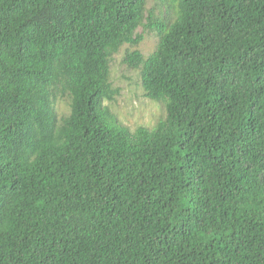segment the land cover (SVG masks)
Returning a JSON list of instances; mask_svg holds the SVG:
<instances>
[{"label":"trees","instance_id":"trees-1","mask_svg":"<svg viewBox=\"0 0 264 264\" xmlns=\"http://www.w3.org/2000/svg\"><path fill=\"white\" fill-rule=\"evenodd\" d=\"M145 1L0 0V264H264V0H162L131 131L103 102Z\"/></svg>","mask_w":264,"mask_h":264},{"label":"rangeland","instance_id":"rangeland-1","mask_svg":"<svg viewBox=\"0 0 264 264\" xmlns=\"http://www.w3.org/2000/svg\"><path fill=\"white\" fill-rule=\"evenodd\" d=\"M172 14L173 11L164 1L146 0L142 24L135 30L141 37L140 41L136 45L123 43L110 58L109 80L118 91L112 100H104L103 103L117 121L131 131L138 127L153 128L165 117L166 111L163 102L145 96L141 67H130L123 59L133 50H138L144 57L152 53L158 43V34L150 24L160 19H170ZM54 111L58 121L69 112V99L60 91L54 101Z\"/></svg>","mask_w":264,"mask_h":264}]
</instances>
